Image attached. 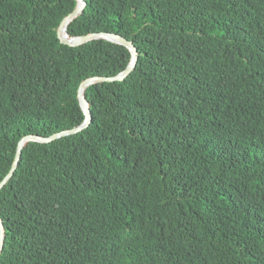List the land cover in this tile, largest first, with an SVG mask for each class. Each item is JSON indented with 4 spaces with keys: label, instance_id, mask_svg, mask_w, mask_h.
Returning <instances> with one entry per match:
<instances>
[{
    "label": "trees",
    "instance_id": "1",
    "mask_svg": "<svg viewBox=\"0 0 264 264\" xmlns=\"http://www.w3.org/2000/svg\"><path fill=\"white\" fill-rule=\"evenodd\" d=\"M85 1L65 34L137 66L24 146L0 264H264V0ZM77 5L0 0V183L132 60L61 43Z\"/></svg>",
    "mask_w": 264,
    "mask_h": 264
},
{
    "label": "water",
    "instance_id": "2",
    "mask_svg": "<svg viewBox=\"0 0 264 264\" xmlns=\"http://www.w3.org/2000/svg\"><path fill=\"white\" fill-rule=\"evenodd\" d=\"M86 5L85 0H78V5L76 9L70 13L67 17L63 19L61 22L59 28H58V38L60 39L61 43L65 45H69L71 47H78L81 45H84L90 41L93 40H98V39H106L114 43H118L121 45L126 46L132 53V60L128 67L119 75L116 76H111V77H91L83 81L80 85V88L78 90V99L81 105V108L83 109L85 115H86V120L85 122L75 128L65 130L62 132L55 133L49 137H44L40 135H28L25 136L18 144V149L15 157L14 164L8 173V175L3 179V181L0 183V190L6 185V183L13 177L15 171L17 170L21 157H22V152L24 146L30 142H39V143H50L54 140H58L60 138L78 134L82 132L84 129L90 126L92 122V112H91V106L90 103L86 97L85 94V88L88 87L89 85L95 84V83H105V82H121L124 81L129 75L133 72V70L137 66L138 62V51L134 43L122 35H119L118 33H109V32H101V33H92L83 37H71L67 33L68 38L63 37V32L66 30V27L74 20L76 19L79 15L82 14V11L84 10ZM5 228L3 225V222L0 218V255L4 249L5 245Z\"/></svg>",
    "mask_w": 264,
    "mask_h": 264
},
{
    "label": "bare ground",
    "instance_id": "3",
    "mask_svg": "<svg viewBox=\"0 0 264 264\" xmlns=\"http://www.w3.org/2000/svg\"><path fill=\"white\" fill-rule=\"evenodd\" d=\"M63 37H64V38H68V37L66 36V34H65V31L63 32Z\"/></svg>",
    "mask_w": 264,
    "mask_h": 264
}]
</instances>
